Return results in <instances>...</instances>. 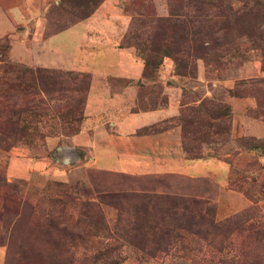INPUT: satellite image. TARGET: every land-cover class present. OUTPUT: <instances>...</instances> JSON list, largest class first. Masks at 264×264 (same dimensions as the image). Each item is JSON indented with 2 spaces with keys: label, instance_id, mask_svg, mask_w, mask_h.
Listing matches in <instances>:
<instances>
[{
  "label": "rangeland",
  "instance_id": "obj_1",
  "mask_svg": "<svg viewBox=\"0 0 264 264\" xmlns=\"http://www.w3.org/2000/svg\"><path fill=\"white\" fill-rule=\"evenodd\" d=\"M113 8L128 19L120 45L145 65L135 110L167 97L179 105L148 132L177 127L185 157L215 161L214 174L125 175L71 149L91 76L44 66L46 41ZM12 65L86 79L24 91ZM23 255L27 264H264V0H0V264H25Z\"/></svg>",
  "mask_w": 264,
  "mask_h": 264
},
{
  "label": "crops",
  "instance_id": "obj_2",
  "mask_svg": "<svg viewBox=\"0 0 264 264\" xmlns=\"http://www.w3.org/2000/svg\"><path fill=\"white\" fill-rule=\"evenodd\" d=\"M102 12L97 9L90 17L46 41L44 66L91 76L84 107L86 119L79 132L70 138L71 149L86 152L88 165L95 169L125 175L214 174L215 161L185 157L177 127L156 133L141 132L176 118L179 105L174 98L167 97L163 106L135 110L137 84L144 82V62L131 48L119 43L128 26L127 17L118 8L106 16ZM108 79L129 84L117 88L110 86Z\"/></svg>",
  "mask_w": 264,
  "mask_h": 264
},
{
  "label": "trees",
  "instance_id": "obj_3",
  "mask_svg": "<svg viewBox=\"0 0 264 264\" xmlns=\"http://www.w3.org/2000/svg\"><path fill=\"white\" fill-rule=\"evenodd\" d=\"M87 17H89V15L88 16L85 15L82 19H85ZM63 29H60V30L62 31ZM8 70H10V73L15 76L17 86L18 87H25L24 89H26V90H24V91H29L31 89L36 91V86H37L36 84H38V83H40L39 84L40 88L42 90H45V88H48L50 83H52L53 81H55L57 79L58 80L59 79L63 80L64 78H67V79L72 78L73 80H76L78 78L81 80L86 79L85 78L86 76H84L83 74H77L76 76H72L70 73H62V72L58 73L57 71H54V70H47V69H42V68L33 69V68H27L24 66L12 65L8 68ZM6 73H8V72H6ZM89 79H90V77H89ZM35 81L37 83H35ZM59 83H63V82H59ZM148 130L145 129L143 131L148 132ZM208 212H209V210H207V213ZM226 222H229V220H227ZM226 224H228V223H226ZM213 225H214V222L212 221L210 224V227H213ZM168 232H171V231L167 230V229L164 230L162 232L161 237H163L164 235H168ZM22 262H25V264H27L29 262V257L28 256L25 257V255H23Z\"/></svg>",
  "mask_w": 264,
  "mask_h": 264
}]
</instances>
